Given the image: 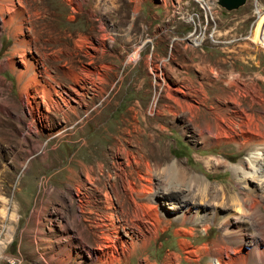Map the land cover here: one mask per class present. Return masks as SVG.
<instances>
[{
    "label": "rangeland",
    "instance_id": "1",
    "mask_svg": "<svg viewBox=\"0 0 264 264\" xmlns=\"http://www.w3.org/2000/svg\"><path fill=\"white\" fill-rule=\"evenodd\" d=\"M95 1L84 0L80 8L73 6V0L26 1L29 20L24 25L30 28L25 39L30 38V43L23 47L12 35L16 20L3 27L0 22V104L4 107L0 109V264H99L88 257L81 241L96 247L92 223L105 220L103 192L110 190L106 171L112 174L114 170V135L124 119L131 118L129 108L136 101L144 107L154 98L159 103L170 101L165 98V86L159 85L161 80L154 76L156 66L179 79L185 90L190 86L202 88L208 96L199 106L204 112L205 106L218 102L221 81L237 75L240 106L264 131V46L249 39L257 22H252L254 0H245L233 10H225L216 0H203L208 8L199 0ZM260 2L264 6V0ZM261 13L264 15V9ZM0 15L5 18L4 13ZM21 49L42 60L40 74L48 70L59 84H55L58 90L60 85L66 88L72 84L61 66L78 71L85 66L103 67V79L97 84L109 100L83 124L77 123L73 135H67V131L56 135L57 127L69 123L61 113L51 110L45 124H32L34 131L23 138L30 117L19 100L18 86L28 73L22 74L20 82L14 70L1 65L13 51ZM214 71L218 80L212 77ZM231 89L229 92L237 95V88ZM253 90L255 98L251 96ZM190 91L200 102L202 94ZM94 92L92 101L98 105L100 89ZM84 108L77 107L79 117H83ZM70 117L77 122L75 116ZM181 122L180 116L147 115L150 128L165 123L167 129L158 132L157 142L169 157L180 159L214 183L229 185L228 195L242 196L244 190L230 169L219 166L213 171L204 159L219 157L237 162L246 155L245 149L239 150L232 143L203 145L194 125L189 123L182 131ZM150 143L151 139L145 140V144ZM98 159H102L104 168L93 182L95 187L78 186L86 196L81 197L78 212L77 183H83L84 165ZM94 170L90 174L97 176ZM176 226L173 222L144 248L136 247L126 261L112 264H171L167 256L180 251ZM197 233L189 238L194 245L212 241L219 229L212 225L205 233L199 225ZM208 258L205 255L202 263ZM180 264L191 263L183 257Z\"/></svg>",
    "mask_w": 264,
    "mask_h": 264
},
{
    "label": "bare ground",
    "instance_id": "2",
    "mask_svg": "<svg viewBox=\"0 0 264 264\" xmlns=\"http://www.w3.org/2000/svg\"><path fill=\"white\" fill-rule=\"evenodd\" d=\"M26 1L28 2L0 0V12L5 14L4 19L0 15L1 26L10 25L16 20L14 26L12 25V35L15 42L21 46L30 43V38L25 39L30 28L24 25L29 20L25 8ZM83 1L73 0V6L80 8ZM199 1L207 7L206 1ZM100 16L102 17V13ZM249 39L264 46V15L258 17ZM100 43L104 47L102 42ZM41 61L33 52L30 51L27 55L21 49L13 51L11 57L1 64L14 70L19 81L23 73H28L18 86L19 100L30 117V121L24 125L25 132L22 136L24 138L25 133L32 132V124H45L47 114L51 110L61 113L64 121L69 123V126L63 124L57 127L56 135L65 131L67 135H73L76 133L77 123L83 124L84 120L93 112H98L109 100L97 84L103 79L104 69L101 71V66H85L78 71L61 66L63 73L72 80V84L66 88L60 85L61 90H58L55 85L57 83L48 70H44V75L40 74L38 65L42 64ZM153 71L154 76L161 80L159 85L165 86L164 95L170 101L159 103L154 98L145 107L136 101L129 108L132 112L131 118H125L123 126L119 127L114 135V170L112 174L106 171V185L109 184L110 190L103 192L105 220L99 218L100 220H94L92 223L96 247L88 246V243L81 239L85 252L92 261L99 264H112L121 259L126 261L135 253L136 247L148 245L151 239H155L160 232H164L175 222L177 226L174 233L179 236L181 252L167 256V260H171L173 264H180L183 257L191 264H264V131H260L258 125L252 123L244 108L240 106V92L237 91L238 88L241 89V85L237 75L231 74L229 78L221 81L222 91L216 95L218 102L205 106L204 112L199 106L204 105L203 101L208 96L202 88L190 86L185 87V90L184 85L179 84V79L170 77L160 66H156ZM212 77L218 80V72L214 71ZM231 86L237 88L234 90L237 95L229 92V89L232 90ZM97 88L100 89V103L94 105L92 96ZM196 89L203 96L200 102H196L190 94V90L197 91ZM252 92L251 96L255 98V90ZM223 93H226V96L223 97ZM180 96L182 98H179ZM88 103L91 106L87 108ZM78 106L85 107L82 109L83 117H79ZM0 109L4 110L2 104ZM157 114L173 118L182 117V131L186 130L189 123L193 124L203 145L232 143L239 150L245 149L246 155L237 162L219 157L204 159L208 169L213 171L219 166L230 169L237 179V184L244 190L242 196L228 195L229 185L214 183L205 174L193 171L180 159L169 157L157 142L158 132L167 129L165 123L155 124L151 128L147 124V115ZM70 115L75 116L77 122L71 121ZM196 118H200L201 122L195 121ZM146 139H151V143L145 144ZM93 168L97 170V176L90 174ZM103 168L102 159L91 165H84L83 183L78 182L76 188L78 212L81 210V197L85 196L84 192L78 189L79 184L94 186L93 182L99 179L98 175L102 173ZM114 211L117 212L115 216ZM199 225L205 233L212 225H217L219 233L210 242L194 245L189 238L198 235ZM126 246L130 252L126 251ZM205 255L209 258L202 263Z\"/></svg>",
    "mask_w": 264,
    "mask_h": 264
},
{
    "label": "water",
    "instance_id": "3",
    "mask_svg": "<svg viewBox=\"0 0 264 264\" xmlns=\"http://www.w3.org/2000/svg\"><path fill=\"white\" fill-rule=\"evenodd\" d=\"M217 4L225 10H233L245 3V0H216Z\"/></svg>",
    "mask_w": 264,
    "mask_h": 264
},
{
    "label": "built area",
    "instance_id": "4",
    "mask_svg": "<svg viewBox=\"0 0 264 264\" xmlns=\"http://www.w3.org/2000/svg\"><path fill=\"white\" fill-rule=\"evenodd\" d=\"M264 9L263 4H261L260 0H255V6H254V19L252 22H256L259 16H261V12ZM245 39H248V36L244 37ZM259 44V43H258ZM260 45V44H259Z\"/></svg>",
    "mask_w": 264,
    "mask_h": 264
}]
</instances>
